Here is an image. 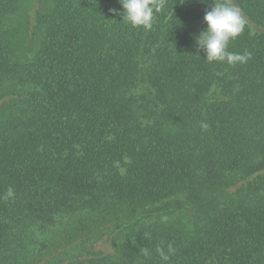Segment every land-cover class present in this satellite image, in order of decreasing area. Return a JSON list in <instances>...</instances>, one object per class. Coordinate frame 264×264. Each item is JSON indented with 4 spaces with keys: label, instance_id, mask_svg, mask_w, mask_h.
Returning a JSON list of instances; mask_svg holds the SVG:
<instances>
[{
    "label": "trees",
    "instance_id": "16d2710c",
    "mask_svg": "<svg viewBox=\"0 0 264 264\" xmlns=\"http://www.w3.org/2000/svg\"><path fill=\"white\" fill-rule=\"evenodd\" d=\"M231 2L235 65L197 45L211 0L151 30L119 0H0V264H264V0Z\"/></svg>",
    "mask_w": 264,
    "mask_h": 264
},
{
    "label": "clouds",
    "instance_id": "9594fccd",
    "mask_svg": "<svg viewBox=\"0 0 264 264\" xmlns=\"http://www.w3.org/2000/svg\"><path fill=\"white\" fill-rule=\"evenodd\" d=\"M183 2V0H181ZM204 2V0H201ZM124 22L133 28L142 27L151 30L157 13L161 12L167 0H119ZM116 12L117 10L112 9ZM203 21L206 28L196 38L199 48L203 49L205 59L208 62H227L230 65L246 63L250 59V53H233L228 50L230 41L241 35L247 25V20L239 7L231 0H211L210 10L205 11ZM207 128V125H203ZM14 196L11 188L6 191L5 198ZM142 255L148 258L151 252L148 248L140 249ZM156 252L162 264H167L175 248L168 244L165 247L158 246Z\"/></svg>",
    "mask_w": 264,
    "mask_h": 264
}]
</instances>
